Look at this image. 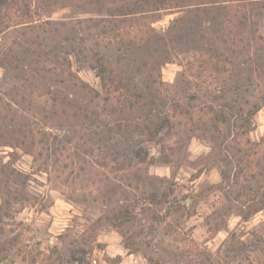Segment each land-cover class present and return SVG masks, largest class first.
I'll use <instances>...</instances> for the list:
<instances>
[{
	"label": "trees",
	"instance_id": "16d2710c",
	"mask_svg": "<svg viewBox=\"0 0 264 264\" xmlns=\"http://www.w3.org/2000/svg\"><path fill=\"white\" fill-rule=\"evenodd\" d=\"M224 1L230 0H0V34L10 31L17 39L3 56L0 81L10 83L21 99L26 94L29 106L37 107L41 93L32 80L55 75L52 83L69 91L59 96L47 90L42 95L45 105L37 113L45 111L43 117L51 113L74 123L71 133L62 135L23 124L11 130L15 132L9 145L30 154L34 162L41 161L48 180L68 189L66 198L72 202L102 206L123 202L97 222L104 219L124 239L122 217L136 209L145 213L151 209L148 203H160L159 188L168 180L149 174L148 166L157 160L169 163L177 150L163 144L166 151L155 160L148 143L179 131L205 141L232 166L230 184L220 188L228 201L237 203L243 219L264 211V147H257L261 141L248 135L254 114L264 106V93L257 102L248 98L251 88H264V32L257 31L251 7L232 9ZM32 6L45 13L58 6L78 8L87 16L76 21L36 20L25 16ZM165 11L179 14L157 29L153 23ZM179 52H190L191 57L181 64L175 82L166 83L161 68ZM72 58L96 71L100 90L78 77ZM76 90L87 102L68 98ZM46 103L52 107L46 110ZM93 126L96 140L109 147L108 157L96 156L93 134L85 130ZM0 175L1 217L12 203L30 199L26 175L9 162L0 164ZM9 182L20 186L12 188ZM167 215L154 218L166 221ZM165 227L168 238L156 244L148 264H237L240 259L232 244L223 253L221 247L211 252L182 238L169 222ZM253 236L264 256V231ZM13 245L11 239L5 240L0 250L10 251ZM124 246L133 249L127 241ZM57 249L55 245L47 258ZM77 252L86 250L68 246L64 262L83 264Z\"/></svg>",
	"mask_w": 264,
	"mask_h": 264
},
{
	"label": "rangeland",
	"instance_id": "374dc122",
	"mask_svg": "<svg viewBox=\"0 0 264 264\" xmlns=\"http://www.w3.org/2000/svg\"><path fill=\"white\" fill-rule=\"evenodd\" d=\"M28 1V0H26ZM221 1V0H219ZM231 8L251 7L254 25L259 33L264 32V0H230ZM27 15L33 19H76L87 16L78 8L58 6L50 13L32 6ZM179 13L162 12V17L153 23L157 29H162ZM17 39L13 33L6 31L0 34V79L2 77V60L14 45ZM190 52H179L172 55L171 61L161 68V78L166 83H174L182 69L181 64L190 58ZM72 70L78 77L94 88L100 90L99 79L94 69L72 58ZM55 75L38 77L32 82L38 85L41 96L37 97L40 104L37 107L29 106L25 94H20L10 87V83L0 81V164L9 162L16 171L26 175V193L28 202H15L6 209L0 217V242L11 239L13 248L8 251L0 250V264H66L65 252L68 246L84 248L86 253L77 252L83 256V264H148V255L156 252V244L165 235V223L169 222L180 236L192 240L201 248L211 252L232 244L231 248L239 251L240 259L237 264H264L263 253L254 244L253 232L264 231V211H258L243 219L237 213V203L226 199L224 191L220 188L227 186L231 181L233 168L220 159L218 153L213 152L210 146L196 136L186 137L183 131L170 138L162 135V139L148 143L149 155L155 160L164 152L162 145L177 147L172 153L169 163L156 161L148 166L149 174L168 178L166 184L159 188L157 200L160 203H148L150 210L142 212L136 209L132 214L125 213L124 223L126 239L120 231L107 223L104 219L97 222L101 215L112 214L123 202H112V205H83L72 202L68 196V189H62L58 181L48 180L47 174L40 168L39 162H34L30 154L19 147L10 146L18 126L23 124L41 128L60 135L71 133L73 122L59 119L58 116L48 113L46 117L37 113L38 107L44 106V95L47 90L61 96L69 91L62 85H54L51 79ZM66 75L64 74V77ZM264 88H251L250 101L262 100ZM72 92V91H71ZM246 93V92H244ZM67 94V93H66ZM68 98L84 102L86 96L83 92L68 93ZM247 94V93H246ZM46 110L52 107L46 103ZM60 105H57L59 108ZM78 120L75 122L77 124ZM79 131V125L76 126ZM250 139L260 142L257 147H264V106L253 116ZM93 134L96 156L108 157L109 147L98 142L95 126L85 128ZM85 132V131H82ZM166 151V150H165ZM49 161L54 162L53 155ZM78 158L74 156V161ZM251 170V167H250ZM253 171V170H252ZM3 178L0 175V179ZM5 180V179H3ZM244 183V180H240ZM251 183H256L252 179ZM0 183V197L2 196ZM12 188L19 187V183L9 182ZM113 208V209H112ZM155 212L153 215L152 213ZM166 221H159L154 216L164 217ZM160 218V217H159ZM220 228V229H217ZM228 239V244L222 242ZM253 242H252V241ZM127 241L131 248L127 249ZM241 242H245L242 245ZM58 249L47 255L54 246ZM237 252L233 251V254ZM227 258H230L227 256Z\"/></svg>",
	"mask_w": 264,
	"mask_h": 264
}]
</instances>
